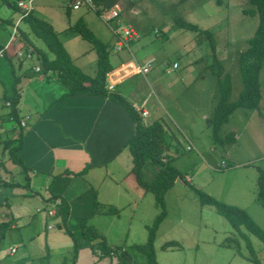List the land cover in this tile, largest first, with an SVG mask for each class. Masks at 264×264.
<instances>
[{"label": "rangeland", "instance_id": "obj_1", "mask_svg": "<svg viewBox=\"0 0 264 264\" xmlns=\"http://www.w3.org/2000/svg\"><path fill=\"white\" fill-rule=\"evenodd\" d=\"M18 1L9 0L12 5ZM114 1L113 3L118 1L121 13L110 23V27L112 29L131 27L138 40L130 47V51L133 54L137 53L141 58L152 59L154 69L161 68L163 80L169 81L176 88L174 93H170L172 97H176L175 101L169 102L173 103L172 108L165 104V112L162 111L166 125L171 129L169 132L172 131L179 142L180 150L177 159H173V166L183 175L192 178L190 185L220 202L245 210L264 231V211L256 203L257 169L264 171V65L260 72L263 100L259 111H237L230 123L223 126L219 132V136L224 137L232 129L242 130V125L237 123V120L244 121L243 113L250 119L242 131L243 136L235 142L232 151L227 152L214 141L211 137V128L202 119V115L212 116L210 106L217 90L216 79L207 69V65L212 62L208 44L204 42L196 45L195 35L176 28L173 22V19L179 16L203 30L213 32L217 45L216 53L225 63H222L225 71L232 74L237 72L233 81V93H237L242 84L234 58L237 59L238 52L245 49V41L252 37L257 26L256 18L242 14V10L248 8L245 0H186L183 4L179 3L180 0ZM93 2L101 11H106L113 5L109 0L105 1L106 5L102 4L103 0ZM68 4L69 0H33L32 10L38 18L42 20L44 18L54 26L61 44L69 56L72 55L77 65H81V61L88 62L87 67L83 69L87 76L94 77L97 68L95 52L77 33L66 29L68 24L65 12ZM99 4L102 5L98 6ZM89 11V19L98 27L96 30L100 37L98 39L112 48L114 40L109 27L99 19L96 12ZM80 13L71 12V19L74 20V16ZM19 18V11L8 9L0 0V20L9 19L13 22L8 29L10 32L6 35L7 38L11 39L15 26L22 28L23 24L19 22ZM173 62L177 63L178 68L173 74H166L164 70ZM120 74L126 76L132 73L121 71ZM203 88H206L209 94L206 98L201 92ZM151 119V116L143 118V122L148 124ZM170 146L169 143H165L164 152L170 148L172 150L173 147ZM222 163L227 167L222 169ZM113 166L119 171L118 175L115 174L116 179L129 172L132 163L126 147L121 148ZM151 170L149 167L146 168V175L149 178L154 175ZM101 173L102 171L95 173L94 177L88 175L96 187L98 182L95 176ZM105 184L106 181L101 187ZM143 198L138 204L133 205L132 209L129 210L126 206L122 210L119 217L121 219L115 221L113 227L124 226L128 234L122 237L121 231L117 237H113L115 241L121 238L128 247L131 243L139 245L145 242L146 227L152 223L158 210L150 193H146V197ZM165 198L167 217L157 230L154 241L158 264H253L247 259L250 254L244 242L230 225L211 207L201 206L186 185L176 184ZM115 218L111 215L104 219V227L108 228ZM106 231L111 233L112 230L109 227ZM242 232L251 244L254 258L260 264H264V245L244 229ZM115 234L118 233L115 231L112 236ZM235 239L241 247L240 255L234 248ZM169 241H175L179 246L161 250L162 244ZM196 244L198 247H195ZM139 258L144 259L142 255Z\"/></svg>", "mask_w": 264, "mask_h": 264}, {"label": "crops", "instance_id": "obj_2", "mask_svg": "<svg viewBox=\"0 0 264 264\" xmlns=\"http://www.w3.org/2000/svg\"><path fill=\"white\" fill-rule=\"evenodd\" d=\"M71 1L69 0L66 7L69 8L67 31H70V25L81 19L98 38L99 35L96 32L98 27L92 22L93 20L89 19L90 11L85 8L72 10ZM105 1L103 0V5L107 4ZM113 1L109 0L115 4ZM71 12L81 13L75 15L73 20ZM34 16L38 18L36 14ZM38 19L42 20L40 17ZM44 20L50 24L43 18ZM8 22L12 21L8 20ZM8 22L0 20V47L8 46L5 56L0 59V179L5 183H13L16 187L0 188V222H10V229L4 240L0 242V264H72L73 254L75 255L74 264H120L117 258L104 257L95 245L82 238L79 227L83 218H88V225L102 234L110 247H124L123 249L128 253L126 259L129 260L122 264H146L144 259L139 258L140 254L135 249L137 244L131 243L128 247L121 238L117 241L113 239L121 231L122 237L128 234L124 226L123 228L117 225L116 228L113 227L115 221L121 219L119 217L124 207L127 206L130 210L134 207L133 205L140 202L141 198L146 197V193L137 185L134 176L129 172L122 174L117 180L115 174L118 175L119 171L113 166L121 148L134 133L132 121L121 106L108 99L94 96L73 95L65 98L59 109L58 103L50 106L65 93V90L52 73L34 72L33 68L38 65L33 59H16L15 46L10 45V39L6 37L10 32L8 29L13 24ZM21 26L20 29L26 31L25 26ZM52 27L55 30L54 26ZM109 29L112 34L110 27ZM112 37L115 42L113 34ZM137 38L136 35L131 46L135 44ZM22 41L18 32V47L24 45ZM110 51L112 53H109V61L112 71L107 76V89L118 92L135 110H144L147 115L142 118L151 116L150 123L159 119L164 120V113L162 114V111L165 112L164 105L168 104L172 108L173 103L169 102L175 101L176 97H172L170 93H174L176 88L169 81L163 80L161 68L154 69L152 59L141 58L137 53L133 54L130 49L120 53H115L112 48ZM83 56L80 55V57ZM70 58L74 65L86 74L84 69L88 62L81 61V65H77L72 55ZM220 60L224 63L222 59ZM234 60L237 63L236 57ZM131 63L139 65L149 63L150 68L143 75L125 76L123 74L124 77L120 73L127 64ZM225 73L231 77V98L235 101L242 89L241 87L237 93H233V81L237 72H235L236 75L227 70ZM15 77L20 79L16 87L19 95V116L21 120L28 118L25 122L26 132L22 136L21 148L17 152V156L27 168V179L19 166L9 162L8 152L3 149L5 140H16L18 137L19 128L9 119V107L6 106L5 100L11 93ZM260 78L261 76H259V83L262 94ZM201 92L205 98L209 96L206 88H203ZM217 95L216 90L210 106L212 115L217 104ZM239 110L246 112V110L237 109L229 117L228 123ZM245 114L242 115L244 121L237 120V123L242 125V130L230 131L234 135L235 142L243 136L242 131L250 121ZM211 117L202 115L206 123ZM165 127L167 131L171 130L166 122ZM168 135L170 140L167 139L168 137L166 139L171 142V147L174 146L173 149L177 147V151L170 148L164 154L169 158L177 159L176 156L180 150L178 139L172 131ZM235 142L224 145L223 148L227 152L232 151L231 148ZM188 148L191 149L190 146ZM99 171L102 173L95 176L98 182L96 187L88 175L91 174L94 177V174ZM184 179L188 183L192 182L189 175H184ZM105 181L106 184L101 187ZM178 184L185 186L183 182ZM51 196H57L58 200L48 204L47 200ZM166 201L165 198V205ZM49 206L54 209L53 216H48L44 212V207L49 208ZM96 207L100 211L109 207L119 211L117 215H113L116 220L110 223L111 233L106 231L109 227L105 228L103 225L104 219L111 214L99 211L94 214ZM67 212L64 226L63 220ZM163 222L164 220L159 228ZM115 231L118 234L112 236ZM68 233L75 238L76 253H74V242ZM195 247H198L197 244ZM11 249L14 252H11ZM237 254L240 255V251Z\"/></svg>", "mask_w": 264, "mask_h": 264}, {"label": "trees", "instance_id": "obj_3", "mask_svg": "<svg viewBox=\"0 0 264 264\" xmlns=\"http://www.w3.org/2000/svg\"><path fill=\"white\" fill-rule=\"evenodd\" d=\"M10 9L20 12L19 22L25 26V30L16 27L19 37L24 45L21 46L22 53L31 56V59L37 63L39 73H52L60 86L65 90L55 102L50 106L58 103V109L65 98L73 95H87L108 99L111 102L121 106L134 125V133L127 140L126 147L131 156L132 166L129 173L134 176L137 185L144 191L150 193L158 213L154 217L152 223L146 227V239L143 244L135 245L136 251L143 256L146 264H157L156 252L154 249V241L156 232L166 217L165 196L178 182H183L196 197L201 206H209L214 212L226 221L235 231L241 241L244 242L249 251L250 257L247 259L253 264H260L254 258V252L246 235L243 234L244 229L250 235L256 237L264 245V231L251 219L248 213L235 206L227 205L209 196L200 189L195 188L185 181L184 175L177 170L172 162L173 158H169L164 154L165 143L171 145L170 136L166 139L168 132L163 119L145 124L143 118L128 102L116 91L107 89V75L112 71L109 61L110 47L102 43L90 31L85 23L79 19L69 26V30L77 33L79 37L87 42L97 57V68L94 77L87 76L72 62L69 54L61 44L57 32L47 22L36 18L33 10L22 17V11L18 8L17 3L12 5L9 0H2ZM186 0H180L183 4ZM247 9L242 10V14L257 19V26L251 38L245 41V49L238 52L237 67L240 75L242 89L235 101H231L232 82L231 77L225 73L222 61L216 53V41L213 32L203 30L197 25L185 21L182 17H175L173 22L176 28L193 33L196 45L206 42L210 51L211 63L207 65V69L212 72L217 84V104L214 108L212 117L207 120L208 126L211 128L212 138L220 146L229 145L235 142L234 135L228 133L226 136H219L221 128L228 123L229 117L237 109L246 111H259L262 101V94L259 83L260 72L264 65V0H245ZM69 8H66V17L68 19ZM99 13L97 12V15ZM22 17V18H21ZM9 20V19H8ZM8 20H5L8 22ZM11 21V20H10ZM9 24L12 22H8ZM14 29V28H13ZM4 47H0L3 51ZM6 50L2 58L5 56ZM16 53V52H15ZM16 56V55H15ZM1 59V58H0ZM17 59V58H16ZM18 60V59H17ZM25 60H28L25 58ZM174 63V62H173ZM12 66V65H11ZM37 73V72H36ZM19 78L15 77L12 83L11 93L5 98L6 106L9 107V119L19 128L16 140H5L3 142L4 151L8 152V160L11 164L19 166L23 175L27 179V168L22 160L17 156L18 150L21 148L22 136L26 132V128L20 126L19 116V95L16 88ZM170 133V132H169ZM174 137V136H172ZM173 141V139L171 140ZM175 141H177L175 139ZM16 143V144H15ZM178 143V142H176ZM171 147V146H170ZM174 147V146H173ZM175 150L177 147L174 148ZM177 151V150H176ZM152 169L153 177L146 175V168ZM225 167H227L225 165ZM257 193L256 203L264 211V171L257 169ZM16 187L13 183H5L0 179V188ZM53 200H58L57 196H51L46 202L49 204ZM47 207L44 212L47 214ZM100 213L117 215L118 210L109 207L105 210L94 209V214ZM68 212L63 220L64 226ZM88 218H83L80 223V234L84 240L97 247V249L108 258H117L118 263H126L128 253L123 246L110 247L104 236L100 234L94 227L87 224ZM10 229V222H0V242L4 240L6 233ZM70 235V233H68ZM74 242V253L77 251L75 238L70 235ZM175 241H169L161 246V250L178 247ZM234 248L237 252L240 250L239 242H236ZM75 255L73 254L72 264H74Z\"/></svg>", "mask_w": 264, "mask_h": 264}, {"label": "built area", "instance_id": "obj_4", "mask_svg": "<svg viewBox=\"0 0 264 264\" xmlns=\"http://www.w3.org/2000/svg\"><path fill=\"white\" fill-rule=\"evenodd\" d=\"M32 1L33 0H19L17 3L18 8L22 11V17L25 16L26 14H28L29 12L32 11ZM71 9L76 11L79 10L81 8H85L88 10H92L94 12H98V17L100 18V20L106 24L108 27H110V23L113 22V20H116L120 13H121V9L120 6L115 3L111 6L110 9L106 10V11H101L99 9H97L94 5L93 0H72L71 1V5H70ZM21 17V18H22ZM111 28V27H110ZM112 34L115 37V42L112 46V49L115 53H120L122 51H129L131 43L134 41L136 34L134 32V30L131 27H123V28H119V29H112ZM13 36V37H12ZM12 36L11 39L9 41L10 45H14L15 49H16V53H15V57L18 60H25L26 59H31V56L28 54H24L22 53V49L21 47H18L17 45V39H18V32L16 30V27H14L13 32H12ZM8 46L4 48L3 51H0V58H2L3 53L5 50H7ZM150 68V64L147 63L145 65H139L137 63H131V64H127L125 66V68L123 69L124 73H132V74H145L147 73L148 69ZM178 68L177 63H172L169 67L166 68V74H173L176 69ZM35 71L38 72L39 69L36 67ZM108 76V75H107ZM111 88V87H110ZM8 106V104H7ZM137 112H139V114L141 115V117H145L147 115V113L144 110H136ZM28 120V118H26L25 120H21L20 121V126L21 127H25L26 126V121ZM222 169L225 168V164L222 163ZM47 215L48 216H53L54 215V209L52 207L49 206V208L47 209ZM11 252H14L13 249H11Z\"/></svg>", "mask_w": 264, "mask_h": 264}]
</instances>
